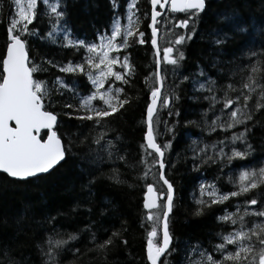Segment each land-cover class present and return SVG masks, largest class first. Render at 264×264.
I'll list each match as a JSON object with an SVG mask.
<instances>
[{"label":"snow or ice","instance_id":"1","mask_svg":"<svg viewBox=\"0 0 264 264\" xmlns=\"http://www.w3.org/2000/svg\"><path fill=\"white\" fill-rule=\"evenodd\" d=\"M140 3L0 0V174L70 168L79 193L66 211H0V264H264V0ZM101 7L82 30L76 10ZM184 175L192 220L211 222L198 235L176 231ZM101 185L139 190L138 214L96 203Z\"/></svg>","mask_w":264,"mask_h":264},{"label":"trees","instance_id":"2","mask_svg":"<svg viewBox=\"0 0 264 264\" xmlns=\"http://www.w3.org/2000/svg\"><path fill=\"white\" fill-rule=\"evenodd\" d=\"M141 10L145 8V0H141L140 3ZM256 5H253V11L256 9ZM5 11L0 9V14ZM259 15V12L256 13ZM95 17V22L101 24L107 19L108 13L106 7H101L98 12L90 13L89 15L83 14L79 10H76V20L82 25V30L89 29V20ZM166 39V34H164ZM5 34L3 27L0 26V49L4 47ZM165 43L160 42L161 45ZM34 53H39L44 55L46 49L41 47L39 44L34 45ZM133 59L136 61L138 66V77L137 86L140 87L139 80L145 74V64L148 63L150 53L148 51V46L140 47L137 46L132 50ZM41 78L47 79L48 74L44 73ZM139 118V112L131 113L128 116V122L131 126L135 119ZM193 118V117H190ZM257 137L259 138L261 132L260 129L255 130ZM128 135L132 140V146L135 148V142L139 137L138 132L128 130ZM177 183L180 187V195L182 197L181 207L177 210V223L176 231L178 234L184 235L188 233L200 234L205 227H207L211 222L206 221L204 223L194 222L191 218L192 203L189 200V193L192 190V186L195 183L193 178L187 175L178 176ZM76 182V175L72 169H60L50 176H44L40 180L34 181L28 186H18L9 182V179L5 178L3 174H0V211L5 213H12L18 210L24 202H39L43 203L48 210L54 211L56 209L66 211L74 200L79 196L75 187L69 190L70 186L74 185ZM109 198L114 202L118 203L120 207L130 214L131 218H134L138 212V204L142 199V194L139 190L135 192H129L127 190H117L109 188L106 185L98 186L95 192V201L100 203L103 198ZM187 220L188 223L184 221ZM139 233H137L136 244L140 243Z\"/></svg>","mask_w":264,"mask_h":264},{"label":"flooded vegetation","instance_id":"3","mask_svg":"<svg viewBox=\"0 0 264 264\" xmlns=\"http://www.w3.org/2000/svg\"><path fill=\"white\" fill-rule=\"evenodd\" d=\"M164 40H165V38H164V34H160L159 43H160V42H163Z\"/></svg>","mask_w":264,"mask_h":264}]
</instances>
